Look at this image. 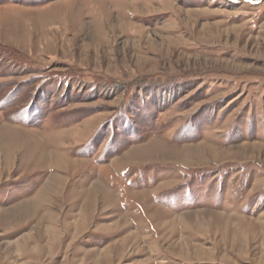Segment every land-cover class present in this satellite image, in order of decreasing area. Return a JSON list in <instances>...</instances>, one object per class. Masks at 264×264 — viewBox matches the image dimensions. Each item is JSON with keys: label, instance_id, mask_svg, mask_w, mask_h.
Instances as JSON below:
<instances>
[{"label": "rangeland", "instance_id": "1", "mask_svg": "<svg viewBox=\"0 0 264 264\" xmlns=\"http://www.w3.org/2000/svg\"><path fill=\"white\" fill-rule=\"evenodd\" d=\"M4 136L0 264H264V0H0Z\"/></svg>", "mask_w": 264, "mask_h": 264}, {"label": "bare ground", "instance_id": "2", "mask_svg": "<svg viewBox=\"0 0 264 264\" xmlns=\"http://www.w3.org/2000/svg\"><path fill=\"white\" fill-rule=\"evenodd\" d=\"M13 139H9V137L7 138L6 136H4L3 138H1L0 137V147H4L5 149L7 148V150H10V151H8V159L10 158V156L13 154L12 153V151H13V149H14V144L12 145V143H13V141H12ZM52 186V185H51ZM50 187H48V189H49ZM98 188H99V190L98 191H101L102 190V187H99L98 186ZM95 189H96V187H95ZM97 190V189H96ZM97 191V192H98ZM104 191H106V190H104ZM105 193H107V192H105ZM30 204L29 203H26V204H23L22 205V209L24 210H26V209H28V206H29ZM29 210V209H28Z\"/></svg>", "mask_w": 264, "mask_h": 264}]
</instances>
